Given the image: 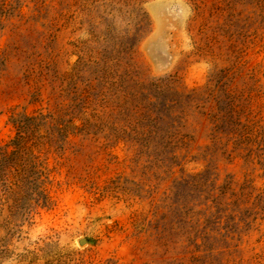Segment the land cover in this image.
I'll return each instance as SVG.
<instances>
[{
  "label": "rangeland",
  "instance_id": "374dc122",
  "mask_svg": "<svg viewBox=\"0 0 264 264\" xmlns=\"http://www.w3.org/2000/svg\"><path fill=\"white\" fill-rule=\"evenodd\" d=\"M0 62V264H264V0H0Z\"/></svg>",
  "mask_w": 264,
  "mask_h": 264
},
{
  "label": "trees",
  "instance_id": "16d2710c",
  "mask_svg": "<svg viewBox=\"0 0 264 264\" xmlns=\"http://www.w3.org/2000/svg\"><path fill=\"white\" fill-rule=\"evenodd\" d=\"M0 65H1V62H0ZM12 122H13V124L16 126V128H17V130H18V132H19V134H20L21 127L19 126V122H18V120H16V119L13 118ZM17 123H18V124H17ZM18 139H20V135H18Z\"/></svg>",
  "mask_w": 264,
  "mask_h": 264
}]
</instances>
